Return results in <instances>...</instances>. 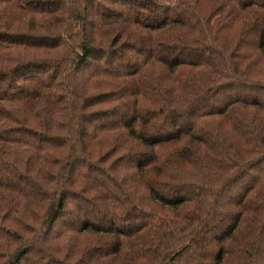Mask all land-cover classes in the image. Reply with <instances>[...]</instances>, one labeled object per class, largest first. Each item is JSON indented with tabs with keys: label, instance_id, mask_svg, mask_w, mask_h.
Segmentation results:
<instances>
[{
	"label": "trees",
	"instance_id": "1",
	"mask_svg": "<svg viewBox=\"0 0 264 264\" xmlns=\"http://www.w3.org/2000/svg\"><path fill=\"white\" fill-rule=\"evenodd\" d=\"M0 264H264V0H0Z\"/></svg>",
	"mask_w": 264,
	"mask_h": 264
}]
</instances>
